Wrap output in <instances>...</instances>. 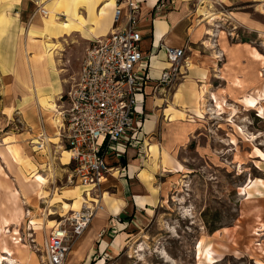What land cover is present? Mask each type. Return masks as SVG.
<instances>
[{
  "label": "rangeland",
  "instance_id": "rangeland-1",
  "mask_svg": "<svg viewBox=\"0 0 264 264\" xmlns=\"http://www.w3.org/2000/svg\"><path fill=\"white\" fill-rule=\"evenodd\" d=\"M178 1L198 10L207 2ZM16 2L0 0V52L10 54L0 59V220L23 215L7 229L0 227V247L12 250L0 248V264H31L23 253L46 264L47 239L60 221L80 208L82 199L76 201V194L84 188L68 178L69 166L62 163L67 150L58 134H49L52 142L45 146L34 142L42 141V133L22 134L29 131L24 117L31 121V106H23L20 98L34 94L33 71L40 67L32 56L40 47L52 48L49 55L57 53L58 72L68 86L83 58L68 62L54 46H47L51 40L42 31L29 32L27 22L40 12L39 4L25 25L15 26L11 17ZM211 4L218 14L214 25L196 14L186 27L196 32L195 41L184 44L188 64L193 59L196 66L187 65L186 76L173 87L156 82L153 95L163 88L158 90L157 128L151 137L130 143L140 149L137 157L146 168L135 176L143 182L138 191L144 202L134 196L125 169L112 179L109 174L100 189L103 206L123 198L134 209L121 212V224L106 223L79 255L72 256L74 263L210 264L199 254L202 247L215 250L220 260L214 264H264V61L252 57L254 49L264 55V41L232 30L225 19L233 16L228 0ZM205 66L203 79L198 68ZM250 95L259 99L253 108L244 100ZM43 112L48 118L47 110ZM114 149L121 153L119 146ZM159 159L165 166L155 170ZM35 171L46 177L44 184L35 180ZM257 229L261 236L255 235ZM80 237H70L71 248Z\"/></svg>",
  "mask_w": 264,
  "mask_h": 264
},
{
  "label": "built area",
  "instance_id": "built-area-1",
  "mask_svg": "<svg viewBox=\"0 0 264 264\" xmlns=\"http://www.w3.org/2000/svg\"><path fill=\"white\" fill-rule=\"evenodd\" d=\"M141 2L116 0L114 29L89 43L74 83L62 96L58 136L70 154L68 178L86 190L82 206L50 233L45 246L46 264H67L70 237L81 236L97 212L104 209L100 189L115 168L109 161L117 154L114 146L131 142L141 128L144 111L138 96L150 84L142 46L144 35L138 29ZM170 5L171 0H159L157 7L162 10ZM39 11L48 15L42 4ZM165 50L168 65L158 83L173 87L186 76V50L184 46H165ZM113 221L120 222V216Z\"/></svg>",
  "mask_w": 264,
  "mask_h": 264
},
{
  "label": "crops",
  "instance_id": "crops-1",
  "mask_svg": "<svg viewBox=\"0 0 264 264\" xmlns=\"http://www.w3.org/2000/svg\"><path fill=\"white\" fill-rule=\"evenodd\" d=\"M56 1L57 0H18L14 5L13 17H11V19L15 22V26L19 27L22 23L25 25V22L32 17V11L37 7L38 3L42 4V7L48 9L49 6L52 8L55 7ZM97 1L98 0H85L80 2V12L85 19V22L80 23V20L76 19L74 16V6L77 0H62V3L65 4L64 12L62 15H59L60 18L56 19V21L60 22L67 20L71 23L70 28H65L56 21H51L48 16L38 12V14L36 13L33 17L34 20H32V22H27V25L29 24L30 27L29 32L31 33V31H34L33 29L42 31V35H45L48 39L50 38L53 43L49 47L54 46L55 51H60L61 57L68 62L74 61L75 58H84L83 56L85 55L89 43L96 38L108 34L115 26L113 14L116 4L110 12L109 20L100 24L96 20ZM141 1V19L138 29L144 35L142 46L147 56L146 60L149 66L148 75L150 77V84L147 85L145 91L138 96L139 106L144 111V115L141 116L142 124L136 136L143 139L145 136L151 137V134H153L158 125L157 115L159 114H157L156 111L159 103L157 100L159 99L158 90H162L163 88L159 86L160 88L158 87L159 89L154 95L153 90L162 70L168 65L165 46L181 47L184 46L187 40L190 42L191 40L195 41L196 32L192 34V32L186 30V27L190 24V21L191 25L193 24L192 22H194V16L196 14H199L200 18L201 16L203 17V14L196 9V6L192 7L191 4L182 1L179 2L178 0H171L170 7L162 10L157 7L159 0ZM228 3L230 4L232 10L231 14H233V16L225 19L227 23L230 24L232 30H235L237 34L239 32L240 34H244L245 32L254 40L257 39L258 42L264 41V0H228ZM51 9L48 10L50 11ZM197 10L199 11L198 13ZM189 15L191 16L190 19ZM39 17L44 20L39 19ZM44 26L45 30H43ZM34 33L36 32L34 31ZM59 42L64 45L62 49H58L57 44H54ZM48 43L49 42H47V44ZM51 49L48 50L50 51ZM56 54L57 53L48 54L45 59V61H47L46 64L44 63L45 61L36 63L40 69L33 71V75L35 76L33 83L34 94L31 95V93H28L27 97L20 98V101L23 102V106H31L29 112L31 121L24 117V129L26 128L29 131L27 133H22L23 135L29 134L35 137L39 133H46L48 135L57 134V129L50 122L49 117H45L43 112L46 108L43 104L44 100L49 98L56 100L58 103L60 102L59 95L65 93L67 89L69 90L70 88V85L68 86L67 83L65 84L60 78L58 72L59 62ZM9 55V52H0V59L4 60L9 58ZM24 59L26 61L27 58L25 57ZM68 62H66V64H68ZM150 98L153 99L152 104H149ZM46 110L50 113L48 109ZM39 138L42 139L41 135ZM134 141L135 140H131V142L123 141L117 144L116 147L119 146L121 153H119V155L118 153L116 155H111L109 161L119 171L121 169L126 170L128 174L126 180L128 181V179H130L134 196L136 199H139V201L144 202L145 196L141 199L140 192L138 191V184L142 185L143 182L139 183V178L135 176L144 173L146 168L142 167L143 164L137 157L140 149L130 145V143ZM122 160L124 165L120 164ZM149 174L151 173L149 172ZM119 199L125 202L119 213L116 214L110 211L104 212L99 216L97 224H95L90 231H86V233L81 236V241L89 245L91 242L89 239L99 232L98 230L101 226L103 227L108 222L112 224L114 217L119 216L124 209H128V211L134 209L131 202H127L123 198ZM113 222L115 223V221Z\"/></svg>",
  "mask_w": 264,
  "mask_h": 264
},
{
  "label": "bare ground",
  "instance_id": "bare-ground-1",
  "mask_svg": "<svg viewBox=\"0 0 264 264\" xmlns=\"http://www.w3.org/2000/svg\"><path fill=\"white\" fill-rule=\"evenodd\" d=\"M83 1H85V0H77V2H75V6H74V16H75L76 19L80 20V23L85 22V19H84L83 15L80 12V8H81L80 7V4H81L80 2H83ZM115 3H116V0H98L97 1V14H96V20H97V22H99L101 24L102 22H105V21H108L109 20L110 12H111L113 6L115 5ZM64 6H65V4L62 3V0H57L56 1V4H55V7H53V8L51 7L52 9L50 11L47 10L48 11V15L47 16L49 17V19L51 21H56V19H59L60 18L59 15H62L63 12H64ZM213 8H214V4H211V3H207L206 2V4H204L203 6H201V8L199 9V11L202 12V14H203V17H202L201 20L207 21V23L212 24V25H214L215 24L214 22L218 19V14L216 12L212 11ZM56 22L59 23V24H61V25H63L65 28H70L71 27V23L69 21H67V20L60 21V22L56 21ZM43 30H45V26H44ZM207 34H210L211 35L212 33H211L210 30H208L207 31ZM52 44H53L52 42H49L47 44V46H51ZM54 44H57V48L58 49H62L64 47L63 43H61V42L54 43ZM205 44H207L208 46H211L212 45V43L210 41H208V40L205 41ZM48 52H49V50L46 49L45 46H42L38 50L35 51V53L32 56V58H34L37 63L43 62L46 59V56L48 55ZM28 53H29V51H28ZM252 57L256 61H259V62L264 61V55L261 54V53H259V51L257 49H254L252 51ZM196 64L197 63H195V61L193 59L192 60H189V65L196 66ZM198 69H199V73H201V78L205 79L206 78V75H207V70H208L207 67L205 66L204 67V70H202L201 67H199ZM244 100H245L246 104L248 105V107L253 108V107H255L257 105L259 99H258L257 96L250 95V96L245 97ZM152 102H153V99L150 98L149 104H152ZM202 102L204 103V100H202ZM43 104L46 106L45 109H48L50 111V113H49L50 114L49 115L50 122L54 125L55 128L58 127V122H59L58 120H59V118L57 117V115L58 114L60 115V113L58 112V108L59 107H58L57 101L56 100H53V99L47 98L46 100L43 101ZM217 104L219 106H221V103L219 102L218 98H217ZM56 129H57L56 130L57 134H59V129L58 128H56ZM43 135H44V137H42V141L44 143L43 146H45L46 143L52 142L50 135H48L46 133H44ZM42 141L35 140L34 142H36L38 144H42ZM58 146L60 147V145H58ZM151 148H154L153 150H157L158 151V149H157L158 147L157 146H153ZM161 153L162 152L159 151V154H161ZM164 162L165 161L162 160V159L161 160L160 159L157 160L156 163H155V165H154L155 170H161L162 168H164V166H165L164 165ZM62 163L63 164H69V154L66 151L64 152V154L62 156ZM117 173H118V169L115 167V168H113L111 170V173H110L111 176H109V177H111V179H112ZM148 176L151 177V175H148ZM33 177L41 185L44 184L47 181L46 177H44V175L41 174L39 171H35L33 173ZM109 177H106L104 179V182L106 180H108ZM251 182H252V180H251ZM249 185H247V187H245V191H247V189H249L248 188ZM85 190H86V188L81 189V191H79L76 194V198H77L76 201H79V199H82V204L84 202L83 201L84 200L83 192ZM75 192H77V190H75ZM108 195L110 196V193H108ZM82 204H81V206H82ZM123 204H125V202L123 200L118 199V200L114 201L113 204H108L106 207L104 206V209H102V210H100V211L97 212V214L95 215V217H94V219L92 221L93 224L91 223L92 225L90 224L88 226V228L85 230L84 233H86V231H88V230L90 231L93 228V226L95 224H97V222L99 221V219H98L99 216H101L104 212L110 211V212H113V213L118 214L119 211L121 210V207H122ZM72 207H75V203L72 204ZM76 209H79V207L76 208ZM76 209H74V210H76ZM22 215L23 214H21L18 219H17V217L12 216L10 218H5L4 220H0V227L2 229H4V230L7 229V227H10L15 221L16 222L19 221L20 218L22 217ZM101 227L98 230L99 232L101 230ZM15 230L18 231V229H15ZM17 231H15V232L18 233ZM259 231H260V229H257L255 235L261 236L262 233L259 232ZM99 232L96 233V234H94V236L91 239H89V241L90 240L92 241L97 236V234H99ZM16 239H18V238H16ZM81 239H82V237H80L77 240V242L74 245V247L71 248L70 253H69V258H68L67 264H76L77 261L74 263L72 261V256L73 255H76L77 256V254L79 255V249L84 248L85 245H86V243H84L83 241H81ZM17 243H19V240L17 241ZM259 245H261V244H259ZM0 248L2 250L4 249V250H8V251L12 252V250L9 248L8 245H1ZM199 251H200L199 254L200 255H204L205 259L208 260V262L210 264H214L215 262H217L218 260H220L219 258L217 259L218 255H217V253L215 252L214 249L205 250L204 251L202 249V247H200L199 248ZM0 257H1V254H0ZM22 258L25 261H28L29 260V262L31 264H40L39 259L35 255L29 256L27 253H23L22 254ZM46 258L47 257L45 255L44 259H46Z\"/></svg>",
  "mask_w": 264,
  "mask_h": 264
},
{
  "label": "trees",
  "instance_id": "trees-1",
  "mask_svg": "<svg viewBox=\"0 0 264 264\" xmlns=\"http://www.w3.org/2000/svg\"><path fill=\"white\" fill-rule=\"evenodd\" d=\"M127 218H128V217H126V216H123V217H122V219H127Z\"/></svg>",
  "mask_w": 264,
  "mask_h": 264
}]
</instances>
